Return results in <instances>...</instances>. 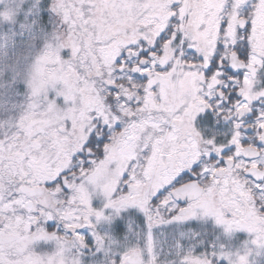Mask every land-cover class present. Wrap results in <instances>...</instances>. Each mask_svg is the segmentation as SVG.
Returning <instances> with one entry per match:
<instances>
[{
	"label": "snow or ice",
	"instance_id": "snow-or-ice-1",
	"mask_svg": "<svg viewBox=\"0 0 264 264\" xmlns=\"http://www.w3.org/2000/svg\"><path fill=\"white\" fill-rule=\"evenodd\" d=\"M0 264H264V0H0Z\"/></svg>",
	"mask_w": 264,
	"mask_h": 264
}]
</instances>
